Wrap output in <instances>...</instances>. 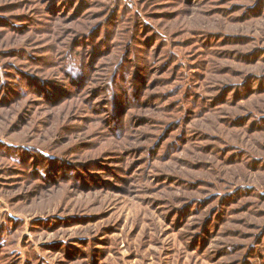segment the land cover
<instances>
[{
	"label": "rangeland",
	"instance_id": "obj_1",
	"mask_svg": "<svg viewBox=\"0 0 264 264\" xmlns=\"http://www.w3.org/2000/svg\"><path fill=\"white\" fill-rule=\"evenodd\" d=\"M0 264H264V0H0Z\"/></svg>",
	"mask_w": 264,
	"mask_h": 264
}]
</instances>
